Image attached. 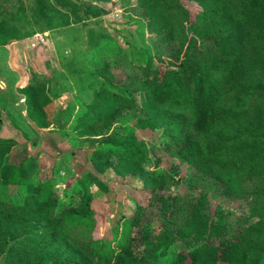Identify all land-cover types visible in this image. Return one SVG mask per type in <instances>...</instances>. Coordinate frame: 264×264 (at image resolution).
Wrapping results in <instances>:
<instances>
[{"label": "trees", "instance_id": "obj_1", "mask_svg": "<svg viewBox=\"0 0 264 264\" xmlns=\"http://www.w3.org/2000/svg\"><path fill=\"white\" fill-rule=\"evenodd\" d=\"M68 5L77 17L79 7ZM138 6L148 29L167 34L166 42L159 36L154 54L140 53L143 64L127 72L120 86L107 67L97 68V79L81 88L92 93L76 123L84 136L101 137L124 108H132V127L98 142L90 162L102 172L117 158L119 174L138 176L150 192L147 206H135L131 217L119 219L112 238L102 240L94 236L89 195L84 193L78 206L63 203L50 181L39 180L26 145L0 141V185L22 190L20 203L0 202L4 264H264V231L247 221L264 218V0H202L193 30L180 0H139ZM84 13L103 14L96 7ZM59 15L62 25L70 24L69 15ZM190 32L205 37V59ZM42 84L37 79L27 87L39 109L47 104ZM136 130L160 131L164 150L176 152L193 175L223 185L222 194L249 201L250 216L232 213L237 224L229 228L220 217L205 220L203 199L192 195L178 221L174 199L163 196L165 177L145 170L150 161L158 166L161 146L143 142ZM13 148L17 163L5 164ZM153 210L164 215L156 233Z\"/></svg>", "mask_w": 264, "mask_h": 264}, {"label": "rangeland", "instance_id": "obj_2", "mask_svg": "<svg viewBox=\"0 0 264 264\" xmlns=\"http://www.w3.org/2000/svg\"><path fill=\"white\" fill-rule=\"evenodd\" d=\"M138 2L0 0V141L10 140L14 143L12 147L26 145L39 180L50 181L63 203L78 206L80 197L84 193L89 195L95 214L94 236L105 241L112 238L119 219L131 217L137 205L147 206L151 195L142 188L138 176L133 177L130 172L119 174L117 158H112L111 166L102 172L95 171L90 162L102 140L113 132L127 133L134 123V112L132 108H124L110 131L101 137L84 136L76 121L92 93L81 88L97 79V68L107 67L113 84L120 86L127 72L143 64L142 57H138L140 53L154 54L159 36L166 42L167 34L153 35L148 29ZM180 2L190 13L189 27L193 30L194 16L202 0ZM68 3L79 7L77 17ZM93 7L100 8L103 14L91 17L84 13ZM59 14L69 15L70 24L62 25ZM188 34L196 39L197 51L204 54L205 37L197 32ZM72 70L78 73L73 74ZM37 79L43 82L41 94L47 103L41 109L34 107L27 92V87ZM55 93L59 95L57 98ZM136 134L148 145L161 146L156 152L158 166L154 167L150 161L145 170L165 177L163 196L174 199L178 221L192 195L203 199L205 220L208 215L220 217L229 228L237 224L234 217L250 216L249 201L222 194L223 185L193 175L176 152L164 150L160 131L143 135L136 130ZM16 152L18 148H13L4 156L5 164L17 163ZM90 177L97 179L102 188L89 181ZM21 196L19 187L0 185V202L16 205ZM157 205L163 208L161 201ZM154 211L151 228L156 233L163 225L164 215ZM247 221L252 229L264 231V218L250 217ZM5 253L6 250L0 255V264H4Z\"/></svg>", "mask_w": 264, "mask_h": 264}]
</instances>
